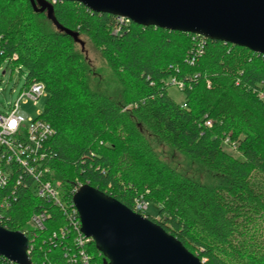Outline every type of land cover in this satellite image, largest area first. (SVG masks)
Segmentation results:
<instances>
[{
  "label": "trees",
  "instance_id": "1",
  "mask_svg": "<svg viewBox=\"0 0 264 264\" xmlns=\"http://www.w3.org/2000/svg\"><path fill=\"white\" fill-rule=\"evenodd\" d=\"M53 1L0 0V65L24 70L25 86L44 85L38 118L54 131L45 179L58 185L65 205L84 184L131 210L143 196L158 206V218H146L203 264H264V57ZM81 35L101 51L122 103L92 89L75 50ZM169 79L184 84L180 104L167 94ZM154 142L218 182L204 185L166 166ZM11 191L0 189V226L25 233L32 264H79L75 232L61 236L64 211L29 187ZM42 214L43 228L31 227ZM86 251L102 264L92 241ZM0 264L12 263L0 257Z\"/></svg>",
  "mask_w": 264,
  "mask_h": 264
},
{
  "label": "water",
  "instance_id": "2",
  "mask_svg": "<svg viewBox=\"0 0 264 264\" xmlns=\"http://www.w3.org/2000/svg\"><path fill=\"white\" fill-rule=\"evenodd\" d=\"M55 1L79 3L93 13L201 36L264 57V0ZM72 202L81 233L93 241L102 264H203L159 225L89 184L76 190ZM28 248L24 233L0 226V257L13 264H32Z\"/></svg>",
  "mask_w": 264,
  "mask_h": 264
},
{
  "label": "built area",
  "instance_id": "3",
  "mask_svg": "<svg viewBox=\"0 0 264 264\" xmlns=\"http://www.w3.org/2000/svg\"><path fill=\"white\" fill-rule=\"evenodd\" d=\"M116 20L119 24L129 22L122 18H116ZM164 84L167 87L174 86L179 91L184 87V84L176 79H169ZM45 96L43 84L35 83L26 86L16 101L10 105V112L0 113V189H12L11 196H14L16 188L21 185L29 187L33 195L53 203L54 206L64 211L68 226L61 231V236L64 237L69 230L76 234L74 243L78 248L72 254V260H78L79 264H95L86 251V246L92 240L81 233L79 216L73 202L65 205L64 201L59 198L58 185L45 179L50 158L46 142L54 135V131L49 124L38 118L40 114L26 126L25 121H30V119L19 109L22 100H31L36 103ZM206 125L211 126L210 122H206ZM80 186L82 185H79L74 193ZM4 205L8 206L9 203L4 202ZM147 208L148 201L145 197L139 196L133 202L132 211L146 217ZM44 220V214L33 216L30 225L33 228L42 229Z\"/></svg>",
  "mask_w": 264,
  "mask_h": 264
},
{
  "label": "rangeland",
  "instance_id": "4",
  "mask_svg": "<svg viewBox=\"0 0 264 264\" xmlns=\"http://www.w3.org/2000/svg\"><path fill=\"white\" fill-rule=\"evenodd\" d=\"M75 50L82 55L90 71V85L92 89L102 92L122 103V88L107 66L101 51L91 43L89 38L82 35L76 39ZM3 72L4 74H2ZM25 77L26 73L24 70L20 73L17 68L12 70L5 63L0 65V113L8 114L10 112V105L16 101L21 91L26 87ZM167 94L175 103L180 104L184 100L182 92L174 86L168 87ZM45 101L46 97H42L36 103L31 100H22L19 109L28 115L30 119V121H25L24 124L26 126L42 113ZM153 149L160 161L171 169L204 185H214L218 182V178L213 174L166 145L154 142ZM224 149L233 157H238L233 147L225 146ZM59 194V198L62 200V191L59 190ZM146 215L152 219H157V204L149 201ZM29 229L31 228L29 227Z\"/></svg>",
  "mask_w": 264,
  "mask_h": 264
}]
</instances>
